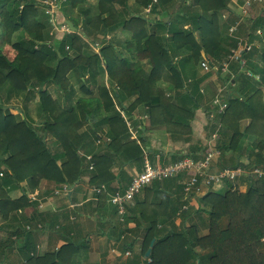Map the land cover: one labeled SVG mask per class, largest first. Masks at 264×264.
Instances as JSON below:
<instances>
[{
  "label": "trees",
  "instance_id": "16d2710c",
  "mask_svg": "<svg viewBox=\"0 0 264 264\" xmlns=\"http://www.w3.org/2000/svg\"><path fill=\"white\" fill-rule=\"evenodd\" d=\"M128 1L97 0L93 13L92 9L83 7L86 0H57L58 10L62 4L69 10L72 5L80 9L79 14L73 10L76 17L80 15V26L62 12L76 31L65 32L58 39L54 33L50 34L52 22L60 24L56 14L51 17L46 12L48 6L40 0H0V162L5 165L0 169V264H82L79 260L89 250V241L86 237L70 236L75 220L70 219L68 211L37 212L28 219L22 210L38 202L26 195L12 198L7 193L24 180L34 190L44 178L61 188V185L73 184L85 172L89 184L104 188L95 200L97 205L89 210L108 230V238L115 240L112 247L119 252L111 264L147 263L146 258L151 260L147 264H264V175L244 174L242 178L247 181L244 192L233 188L234 181H225V188L212 187L197 197L199 209L180 212L185 204V198L177 192L180 187L177 181L185 179L180 173L144 186L114 223L107 218L108 206L116 213V206L109 198L120 190L121 183L114 165L120 167L140 159L141 142L145 143L142 137L130 139L129 125L123 121L114 99L124 102L136 96L125 108L126 113L142 111L150 126H165L174 139L182 137V142H189V152L175 153L171 161L185 155L198 158L197 154L205 147L199 141L192 142L190 122L202 99L199 92L202 77L187 82L176 62L185 70L187 66L194 68L204 56L215 65L227 58L231 47L237 46L236 39L230 40L225 35L228 27L220 16L227 0H191L189 5L185 0H136L137 7H129ZM148 3L152 5V13L162 17L154 16L150 22L146 21L140 7ZM167 15L170 19L164 22L163 17ZM151 23L155 29L150 30ZM118 28L128 30L131 36L122 38L112 34L106 39L107 34ZM4 45L15 51L14 59L6 56ZM251 50L252 47L248 52ZM259 56L264 65V54ZM164 76L168 85L162 90L156 83ZM142 82L147 84L150 93L146 101ZM52 85L56 87V98L50 96ZM59 92L63 93L62 99ZM21 93L24 99L33 93L39 95L36 103L38 115L43 118L41 131L52 137L54 151L47 147L45 134H39L30 123L28 111L17 108L19 113L15 115L6 107L5 104ZM88 99L103 102L102 122L107 129L105 141L108 140L103 153L93 151L87 162L93 163L90 170L82 167L80 152L87 145L83 133L79 132L89 118ZM225 100L229 105V100ZM226 110L218 116H224ZM132 123L135 125L138 120ZM252 123L232 134L228 142L219 138L223 166L241 165L238 159L243 144L237 143L251 134ZM91 130V136L98 139L95 126ZM137 131L141 133L139 128ZM219 131L221 135L223 130ZM262 142L263 139L257 140L244 147L253 156L251 164L255 165L248 164L247 168L259 166L264 171V156L253 153L254 147L261 148ZM231 148L237 159L230 161L223 154ZM174 185L176 190H171ZM177 216L182 217L180 224L175 223ZM60 217L64 219L61 224ZM74 217L79 219L80 215L74 213ZM44 222L47 224L43 226L63 237V243L37 253L33 232L44 228L39 225ZM130 223L133 226L127 227ZM151 241L150 254L144 256ZM127 250L130 255L124 257L122 254ZM108 262L103 260L102 264Z\"/></svg>",
  "mask_w": 264,
  "mask_h": 264
},
{
  "label": "crops",
  "instance_id": "0c3cea01",
  "mask_svg": "<svg viewBox=\"0 0 264 264\" xmlns=\"http://www.w3.org/2000/svg\"><path fill=\"white\" fill-rule=\"evenodd\" d=\"M155 1L153 0V2ZM190 2L191 0H185L186 5H189ZM127 4L129 7L131 6L129 1ZM135 7H137V4ZM142 8L144 10V7ZM57 12L58 16L56 19L59 22L64 21L63 14H61L60 11ZM170 12H173V10H170ZM153 14V17L156 16L157 19L162 17L160 15H155V13ZM135 16H138V14L136 13ZM220 16L221 20L224 21L228 27L227 30H224L226 31L225 35L230 40H237L236 47H238V49H242L244 46H249L250 48L252 47V50L250 51L252 53L248 52L247 50H242L240 53L241 55L242 52L247 51L245 56L242 55L243 62H231L225 71L218 70V73L215 71H211L210 73L203 72L202 68L200 67V61L206 58L204 56H202L201 60L199 63H197V65H195L194 68H192V66L185 67L184 72H187V74L190 73L188 75L186 74L188 80L187 82H190L192 79L202 77V80L199 83V92L202 95V99H200V105L195 109L193 119L190 122L192 142H194V140L199 141L203 146L206 147V143L212 140V134L219 135L218 140L221 137V141L228 142L232 134L236 133L238 130L243 131L253 121L252 127L255 128L250 130L251 134L242 137L243 142L239 140L237 144H243L240 150L242 151V155H240L238 159L240 164L242 161H245L247 165L249 164L251 166H255L251 164L253 156L251 157L249 154H247V150H245L244 147L251 142L256 143L257 140L261 142V139H263L261 148L259 146L254 147L255 152L253 153H259L261 157L264 156V65L263 60H261L259 56L262 53L264 54V2L261 4L253 3L251 5H246L245 0H227L225 6L220 10ZM153 17L150 19V21L153 20ZM169 19V15L163 17L164 22L169 21ZM232 26L236 27V31L230 32V28ZM123 31L125 38L131 36V32L128 31V33L127 30ZM167 85L168 79L166 76L162 77L161 80L156 83V86L162 90H164ZM143 96L145 99H143L144 101L150 98V93L147 86H144ZM215 99L229 100V105L224 116L219 117L218 115L220 114H216V122L210 118L212 117L210 112H212L211 110L214 108L213 102ZM244 99L246 102L243 101ZM115 101H117V104L115 103L116 108L123 112V121L129 125L131 134L130 139L142 137L145 140V143L142 145L143 155L140 159L123 163L120 167L119 165H114L113 170L116 172V176L120 177L121 179V183L119 185L120 190H118L121 191L126 187L129 180L136 173L142 170L143 161L145 159L149 160L148 158L152 157L153 162L149 160L151 163L165 164L171 161L170 158L173 154L178 152H189L190 144L189 142H182V137H179L178 140L174 139L168 132H166L165 126H150L147 116L142 111L137 114L133 113L131 115L126 113L125 108L131 103V101H133V99H127L124 102L114 99V102ZM15 109L18 110L17 108ZM86 111H88L89 118H87L86 125H84V127L81 128L79 132L83 133V141L86 143L87 147L85 150L80 152V156H82V167L84 169L90 170L87 166L89 163L87 164L86 158L88 156L91 157L94 152L103 153L105 144L108 140L105 141L107 129L105 123L102 122V119L105 116L102 100L88 99ZM154 114L156 115V112ZM136 119L138 120V123L133 125L132 122ZM219 123L222 124L220 125ZM91 126H95L97 129L98 139L91 136ZM138 128L141 130V133L137 131ZM161 129L164 130V135L159 131ZM219 129L223 130L221 135V130L219 131ZM45 136L50 137L49 135ZM45 136L44 140L46 141L48 138ZM50 138L53 143L52 137ZM217 145L220 147L222 146L218 141ZM53 148L56 149V146L52 144L50 149L52 150ZM88 149L92 152H87ZM233 153L234 148L225 150V157L230 161L236 160L237 158ZM254 156L255 158L257 157L256 155ZM88 180L89 177L85 172L80 177V179L76 180L71 185H67L66 191H62L63 185H61V188H59L60 185L55 184L50 180L48 181L45 178L40 179L37 188L32 190L27 185V181L24 180L19 182L17 187L8 190L7 194L12 198H18L21 195H26L31 200L35 199V201L38 202L37 205L34 206V204H31L22 210V213L25 214L28 219L34 217V213L37 214V212L39 214L68 211L69 215H71L70 219L75 220V223L71 228L72 231H70V236L75 239L86 237V239L89 241V250L79 260V262L82 264H102V261L105 260L109 261L108 263L111 264L116 260V254L119 251L115 247H112V245L108 246L107 239L109 240V238L106 235L108 234V230L105 229V227L99 225L100 228L98 229L101 233L94 232V230H92L99 224V222L97 221L94 213L90 212L89 208L93 209L97 205L95 200L99 196L94 194L97 188L89 184ZM243 181H245V184L247 185L246 179H242V182ZM177 183L180 185L177 192L182 195L183 198H185V204L188 207L187 210L189 207L190 209H199V203L197 199L184 195L181 185L182 181L180 182L179 180ZM242 184H244V182ZM245 184L242 186L243 189L240 191H245L247 187ZM170 188L171 190H176L175 185L171 186ZM75 189L76 191L73 192ZM47 191L50 193L47 194ZM56 192L57 194H55ZM164 193L165 192H162V194ZM88 202L91 203V206L85 207L84 205H88ZM133 202L134 201H132L131 204H133ZM107 208V218H109V220L114 223L115 220H117V216L118 218L120 216L116 210V215L114 214L112 217V206L110 205V209L109 207ZM74 213H78L80 218L76 219V217H74ZM63 221V217H60L58 223L61 224ZM175 223L179 224L177 223V219L175 220ZM42 224L47 223L44 222L39 225ZM43 227L44 228L37 229L35 232H33L37 253H43L47 249L53 248V246L57 248L63 243L62 236L52 230L47 229L46 226ZM114 249L116 250L114 251Z\"/></svg>",
  "mask_w": 264,
  "mask_h": 264
},
{
  "label": "built area",
  "instance_id": "2783aa9c",
  "mask_svg": "<svg viewBox=\"0 0 264 264\" xmlns=\"http://www.w3.org/2000/svg\"><path fill=\"white\" fill-rule=\"evenodd\" d=\"M39 1V0H38ZM43 4L47 5L46 12L53 17L58 11L57 0H40ZM155 1V0H154ZM264 0H245L246 5H251L253 3L261 4ZM151 5L148 4L145 8L146 12H150ZM53 23V31L50 34H53L56 31L62 32V34L66 31L69 32L67 27L63 25H58L55 22ZM236 31V27L232 26L230 28V32ZM249 46H244L242 49H238V47L230 48L229 53L227 55V59L222 62L213 65L211 60L204 58L200 61V67L202 68L204 73H210L211 71H215L218 73V70L225 71L230 61H240L243 62L241 51L249 50ZM214 108L211 110V115L222 114L227 108V102L225 99H215L213 102ZM122 113V112H121ZM123 114V113H122ZM218 139L217 134H212V140L208 142L207 148L201 154H197L198 158H194L191 155H185L173 162H168L166 164H151L147 159L143 162L142 170L136 173L128 182L125 189L123 191H115L110 195V201L113 205L116 206V210L120 216L122 217L126 205H128L134 198V196L139 193V191L144 187L149 185L155 180H163L166 178H172L177 176L178 174H184L185 179L182 181V189L183 193L187 197H192L197 199L207 191L208 189L215 187V185L224 183L225 181H235L238 180L239 177H242L244 174L249 173L255 174L257 177H261L264 175V171L259 167H251V169L242 166H238L236 168H231L229 166H223L219 162L222 149L217 145L216 140ZM91 157L88 156L89 160ZM220 163V164H219ZM89 169L93 167V163H89ZM246 176V175H245ZM67 187L65 185L62 186V191H66ZM98 196H100L104 192L103 186L96 189ZM57 193V192H56ZM187 205H182V210H185ZM115 251V249H114ZM124 257H128L130 255V251H125L122 254ZM147 259V263H150V259ZM140 263V264H147Z\"/></svg>",
  "mask_w": 264,
  "mask_h": 264
},
{
  "label": "rangeland",
  "instance_id": "374dc122",
  "mask_svg": "<svg viewBox=\"0 0 264 264\" xmlns=\"http://www.w3.org/2000/svg\"><path fill=\"white\" fill-rule=\"evenodd\" d=\"M87 2L86 3H84L83 4V7L84 8H86L87 9V7L88 8H90V9H92V12L93 13H95L96 12V8H95V6H96V3H97V0H86ZM135 1L136 0H129V2H130V5H131V7H135ZM141 0H139V2H140ZM73 7L71 8L72 10H69L68 8H65V6H63V4L62 5H60V7H59V10L61 11V14H63L64 13V15L66 16L67 14V17L68 18H70L74 23H76V24H78L79 25V23H80V15L78 16V17H76L75 15H74V13L75 14H79V8H78V6L76 5V6H74V5H72ZM91 6V7H90ZM134 9V8H133ZM73 10H74V13H73ZM63 12V13H62ZM140 12L143 14V15H145V13H144V10H143V8H141L140 7ZM58 13V12H57ZM57 13H56V15H55V17H57L58 15H57ZM148 19H146V21H148V22H150V19L153 17L152 15H148ZM82 18H83V16H82ZM143 18L145 19V17L143 16ZM80 26V25H79ZM148 27H149V25H148ZM154 27V28H153ZM150 30L151 29H155V25L153 24V23H151L150 24ZM55 32H54V37L55 38H60L61 37V35H62V32H60V31H56V30H54ZM126 31V30H125ZM74 32V31H73ZM127 32H128V30H127ZM129 33V32H128ZM112 34H115V35H117V37H125V34H124V31L121 29V28H118L114 33L113 32H110L109 34H107L106 35V39H108L110 36H113ZM1 45V44H0ZM93 46V45H92ZM95 46V45H94ZM96 47H94V49H95ZM2 49H3V51H4V53L6 54V56H8V58H10V59H14L15 57H16V53H15V51L10 47V46H7V45H4V46H2ZM97 49V48H96ZM98 50V49H97ZM89 52H91L92 50H88ZM71 54H74L72 51L70 52ZM227 59V58H226ZM225 59V60H226ZM242 60H243V58H242ZM240 62V61H239ZM241 63V62H240ZM176 65H178L177 66V69L179 70V72H180V75L182 76V77H185V79L187 78V75L188 74H190V73H188L187 74V72H184V70H182V68L180 67V65H179V62H176ZM166 71L168 72V70L165 68V71H163L164 72V74H166ZM187 74V75H186ZM219 74H222V73H219ZM186 75V76H185ZM143 83V82H142ZM101 84H102V82H101ZM164 84V83H163ZM105 85H106V83H105ZM143 85H145V86H147V84L144 82L143 83ZM75 87H76V85H75ZM97 89H95L94 91H95V94H97V91H96ZM49 91L51 92V94H50V96H51V98L52 97H54V98H56L57 96H56V87L54 86V85H52V86H50V88H49ZM63 95V93H61V92H59V98L60 99H62V97L60 96V95ZM30 97L29 98H27V96H26V98L27 99H24V95L21 93L18 97H15V98H12L13 100H11V101H9V103H7V104H5L6 105V107L9 109V111L11 112V113H13V114H17V113H19L18 112V110H16L15 108H18V109H21L22 111H23V109H25L26 111H28L29 113H30V116H31V120H30V123L32 124V126L39 132V134H41V135H43V134H45V135H47L46 133H44V132H42L41 131V127H42V123H43V118H41V117H39V115H38V112H37V103H36V100L37 99H39V95L38 94H30L29 95ZM96 97V96H95ZM136 96H133L132 98H130V99H134ZM2 99H4V98H2ZM30 100V101H29ZM60 104L61 105H64V102L63 101H60ZM228 105V104H227ZM212 114V112H210V115ZM146 115V114H145ZM41 116V115H40ZM212 117H210L211 118V120H215L216 119V115H211ZM16 119L18 120V117L16 116ZM215 122H216V120H215ZM151 129V128H150ZM156 129H158V128H156ZM160 132H162L163 133V135H164V130H159ZM149 133H151V132H149ZM148 133V134H149ZM151 136V135H150ZM46 137V136H45ZM164 137H166V136H164ZM163 137V138H164ZM46 138H48V140H46V145H47V147L50 149L51 148V145H52V141H51V138L50 137H46ZM148 139V138H147ZM137 140H138V138H137ZM194 141H196V140H194ZM141 145H143V143L141 142ZM55 149L53 148L51 151H54ZM53 153V152H52ZM223 156H226L225 154H223ZM118 160H121V159H119V158H117ZM123 159V158H122ZM151 162H153V160H152V157H150V158H148ZM225 159H227L228 160V158H225ZM86 162H88V160H87V158H86ZM219 162L221 163V164H223V162H221V160H219ZM219 163V164H220ZM240 166H246V169H247V163L245 162V161H242L241 162V165ZM3 167H5V165L3 164V162H0V169L1 168H3ZM239 179L241 180V181H238V180H235L233 183H234V189L235 190H237V191H239V192H242V191H240V190H242L243 188H242V186L246 183L245 181H243L244 182V184H242L243 182H242V179H244V178H242V177H239ZM82 180V179H81ZM245 180V179H244ZM241 182V183H240ZM246 185V184H245ZM214 188H216V189H222V188H225L224 187V185H223V183H220V184H217V185H215V187ZM233 189V190H234ZM76 191V189L73 191V192H75ZM244 192V191H243ZM16 193H18V192H16ZM56 194V193H55ZM18 195V194H17ZM195 199V198H194ZM109 207V206H108ZM199 207V206H198ZM188 208V207H187ZM187 208L185 209L186 211H184V212H191V209H190V207H189V209L187 210ZM202 213H203V215H206V213H205V210H203L202 211ZM111 215H112V217L114 216V213H111ZM182 216H183V214H181ZM100 219H101V217H100ZM176 219H177V223H179L180 224V222H181V219H182V217L181 216H177L176 217ZM175 219V220H176ZM197 219V218H196ZM198 220V219H197ZM187 223V222H186ZM99 225H101L102 226V224L99 222V224L97 225V226H95L94 227V229H92V230H94V232H98V233H101L100 232V230L98 229V228H100L99 227ZM131 226H133L131 223L130 224H128L127 225V227H131ZM97 227V228H96ZM103 227V226H102ZM204 231V230H203ZM140 240V239H139ZM139 240H138V242H139ZM107 244H108V246L110 245H113L114 243H115V240H111V239H107Z\"/></svg>",
  "mask_w": 264,
  "mask_h": 264
},
{
  "label": "clouds",
  "instance_id": "9594fccd",
  "mask_svg": "<svg viewBox=\"0 0 264 264\" xmlns=\"http://www.w3.org/2000/svg\"><path fill=\"white\" fill-rule=\"evenodd\" d=\"M148 4L151 5V3H148ZM148 4H147V5H148ZM147 5H146V6H147ZM146 6L144 7V13H145V15H143V16H144L146 19H148V18H149L148 15H152V16H153L154 14L152 13L151 10H150V12H146V11H145ZM151 6H152V5H151ZM151 8H152V7H151ZM58 11H60V10H58ZM65 20H66V19L64 18V21L59 22V23H60L59 25H63V26H65V25H64V24H66V23H65ZM65 27H67V29H68L69 31H71L67 25H66ZM66 32H68V31H66ZM64 33H65V32H64ZM62 35H63V34H62ZM62 35H61V36H62ZM227 106H228V105H227ZM122 113H123V112H122ZM122 113H121V111H120V114H121V116L123 117V114H122ZM218 137H219V135H218ZM217 141H218V139L216 140V143H217ZM207 146H208V143H206V147H205V146H204V147L207 148ZM205 148H204V149H205ZM203 151H204V150H203ZM183 154H184V152H183ZM148 161H149V160H148ZM143 162H144V161H143ZM149 162H150V161H149ZM169 162H173V161H169ZM150 163H151V162H150ZM167 163H168V162H167ZM151 164H153V163H151ZM165 164H166V163H165ZM181 184H182V183H181ZM65 186H66V185H65ZM66 187H67V186H66ZM96 193H97V192H96ZM56 194H57V193H56ZM97 195H98V194H97ZM131 202H132V201H131ZM131 202H130L128 205H130Z\"/></svg>",
  "mask_w": 264,
  "mask_h": 264
},
{
  "label": "water",
  "instance_id": "95a60500",
  "mask_svg": "<svg viewBox=\"0 0 264 264\" xmlns=\"http://www.w3.org/2000/svg\"><path fill=\"white\" fill-rule=\"evenodd\" d=\"M166 18H168V17H166ZM165 18V19H166ZM65 23H66V25L69 27V29L71 30V31H76V27L73 25V23L71 22V21H69L68 19H66L65 20ZM152 243H153V241H151L150 242V245H149V247L147 248V250H146V252L144 253V256H149V254H150V250H151V246H152Z\"/></svg>",
  "mask_w": 264,
  "mask_h": 264
}]
</instances>
